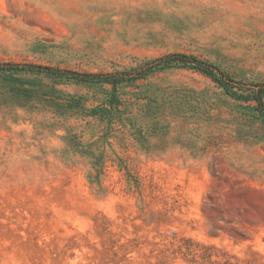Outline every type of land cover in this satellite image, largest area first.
<instances>
[{
	"label": "rangeland",
	"instance_id": "obj_1",
	"mask_svg": "<svg viewBox=\"0 0 264 264\" xmlns=\"http://www.w3.org/2000/svg\"><path fill=\"white\" fill-rule=\"evenodd\" d=\"M259 88L264 0H0V264H264Z\"/></svg>",
	"mask_w": 264,
	"mask_h": 264
},
{
	"label": "trees",
	"instance_id": "obj_2",
	"mask_svg": "<svg viewBox=\"0 0 264 264\" xmlns=\"http://www.w3.org/2000/svg\"><path fill=\"white\" fill-rule=\"evenodd\" d=\"M13 65V64H12ZM170 66H185L189 68L198 69L210 76H212L217 82L224 85L229 91L230 87H233L228 82L223 80L225 74L221 71L219 73L215 72L216 66L211 64L208 61L202 60L197 56L188 55L184 53H170L156 61L151 63H147L146 66L142 67L140 72H137L136 75L132 76L133 78L140 77L143 75H147L151 71L156 69H162ZM18 68V66H10ZM27 69L34 72L44 73L50 76L56 77H67L72 78L78 81H101V82H108L112 84H117L118 82L130 79L126 78L124 75L126 73H79L75 71L65 70L61 68H55L53 66H43V65H27ZM254 97L259 101L260 105H262V95L264 93V88H259L258 90H254ZM232 93L236 94V91L232 90ZM243 95V94H240Z\"/></svg>",
	"mask_w": 264,
	"mask_h": 264
}]
</instances>
